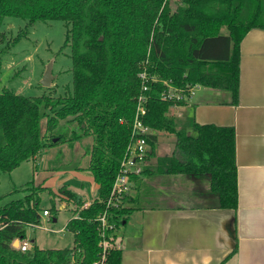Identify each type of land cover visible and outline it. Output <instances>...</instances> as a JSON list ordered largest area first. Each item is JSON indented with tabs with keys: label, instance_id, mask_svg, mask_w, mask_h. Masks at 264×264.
<instances>
[{
	"label": "trees",
	"instance_id": "trees-1",
	"mask_svg": "<svg viewBox=\"0 0 264 264\" xmlns=\"http://www.w3.org/2000/svg\"><path fill=\"white\" fill-rule=\"evenodd\" d=\"M6 18L28 22L7 41L8 48L27 36L30 25L64 22L73 78L63 96L33 98L0 91V175L11 174L25 162H33L36 172L35 163L43 154L59 148L54 160L61 164L54 169L87 171L98 189L84 207L83 197L67 185L54 192L32 180L15 188L26 195L0 204V264H121L118 231L143 204L130 194L118 207L108 203L133 142L141 95L147 99L143 121L152 130L149 159L155 157L161 133L176 138V151L147 166L140 176L133 175L136 188H142L144 176L153 174L208 177L216 206L237 208L235 129L180 120L169 112L185 102L163 96L169 91L165 82L184 93L201 85L228 92L231 103L237 104L240 44L250 30L264 29V0H0V28ZM4 42L0 31V45ZM1 65L0 59V70ZM143 71L148 76L146 91L139 77ZM84 138L93 142L83 155L88 163H62V147L73 150ZM46 192L75 207L66 224L73 247L43 249L30 241L27 251L14 248L15 240L28 238L30 225H41V195ZM51 203L52 222L57 211L54 198ZM105 212L114 228L104 251L98 218Z\"/></svg>",
	"mask_w": 264,
	"mask_h": 264
},
{
	"label": "crops",
	"instance_id": "crops-1",
	"mask_svg": "<svg viewBox=\"0 0 264 264\" xmlns=\"http://www.w3.org/2000/svg\"><path fill=\"white\" fill-rule=\"evenodd\" d=\"M169 113L180 120L192 118L200 125L235 129L238 206L219 208L212 193L204 198L212 199L211 203L194 200L203 198L189 194L191 183L209 184L208 177L144 176L142 188L133 182L130 193L139 197L143 209L132 212L118 231L121 264H264V29L250 30L240 44L237 104L231 103L228 92L200 85L189 102L172 107ZM161 136L168 149L175 146L166 156L157 155ZM175 151L176 138L159 134L149 165L161 157H172ZM53 172L61 178L71 175L61 181H79L78 188L67 186L83 197L85 207L96 198L98 187L91 173ZM49 175L45 172L34 181L51 188L47 180L53 177ZM59 187L51 189L57 192Z\"/></svg>",
	"mask_w": 264,
	"mask_h": 264
},
{
	"label": "rangeland",
	"instance_id": "rangeland-1",
	"mask_svg": "<svg viewBox=\"0 0 264 264\" xmlns=\"http://www.w3.org/2000/svg\"><path fill=\"white\" fill-rule=\"evenodd\" d=\"M28 22L18 18H6L0 28L1 32L5 33V42L0 45V59L2 62L0 70V91L7 89L12 90L16 94L26 97H40L45 94L63 96L72 88V60L70 58V48L64 47L66 27L62 21H47L37 22L30 25L27 36L22 38L17 44L8 48L7 41L12 37H16L21 30H25ZM53 64V74L55 79L51 87L42 85V79L47 66ZM160 148H158V156H166L170 154L172 149H168L165 143L164 136L160 137ZM91 138H84L82 142L76 144L75 149H70L68 146H63L64 159L62 163L69 164L71 167L85 166L89 158L84 154L86 148L92 145ZM59 148L50 149L48 154H44L42 159L38 160L34 172V163L25 162L11 174L0 175V204L4 205L12 200L24 198L26 195L23 191H14L15 188H20L22 185L35 180L38 182L46 173H50L48 179L51 188L57 189L58 186L71 184L72 187L78 188L79 181H61L69 180L66 175L63 178L53 172L55 167L60 166V160H54L57 156ZM46 168L51 171H47ZM35 173V174H34ZM34 174V175H33ZM61 178V179H60ZM62 182V183H61ZM61 184V185H59ZM188 188L189 194L196 196L194 199L198 202L211 203L212 199H204L211 193L209 184L206 182L200 185L192 182ZM200 186V187H199ZM55 199L57 211L54 216L56 222H48L46 217H43V210H49L52 207L51 199ZM42 222L40 227L28 229L27 237L40 248L43 249H59L72 248L74 245L73 234L65 228L68 221L73 216L74 206L67 205L66 202L60 201L59 197H53L49 193L41 195ZM66 206V207H64ZM44 228H52L59 231L62 228L63 232L47 231Z\"/></svg>",
	"mask_w": 264,
	"mask_h": 264
},
{
	"label": "built area",
	"instance_id": "built-area-1",
	"mask_svg": "<svg viewBox=\"0 0 264 264\" xmlns=\"http://www.w3.org/2000/svg\"><path fill=\"white\" fill-rule=\"evenodd\" d=\"M174 1L179 2L180 0H174ZM139 77L143 82L144 91H146L147 90L146 82L148 80L146 71L140 73ZM153 80L156 81V79ZM165 83L169 86V91L163 96L164 99L172 100L174 98H177L179 100H183L185 103L189 102V100L195 95L197 88L200 86V85L191 86L188 88L187 92L184 93L182 90L175 89L167 82ZM146 102L147 99L144 95L139 96L137 100L136 115L133 121V142L130 144L128 148V152L121 162V169L116 177L108 205H113L115 207L121 205L125 196L131 193L133 187V181L131 180V177L133 175L140 176L143 170L147 166H149L150 145L148 143V136L152 134V130L147 125H145L143 121V117L147 113V109L145 106ZM43 217H46L48 219V222H51V214L49 210H45L43 212ZM98 221L100 223V233L102 236V241L100 245L103 247L105 251L107 248L106 237L108 235V232L113 230L114 226L109 221V215L106 212L99 216ZM29 227L33 229L40 227V225L38 226L30 225ZM44 229L55 233L64 231V230L55 231L52 228H44ZM15 243L17 244V246H15ZM116 246L120 247L118 243L116 244ZM13 247L16 249H20L22 251H27L31 247V242L28 238L25 240L17 239L13 242ZM95 264H99V263L97 262Z\"/></svg>",
	"mask_w": 264,
	"mask_h": 264
},
{
	"label": "water",
	"instance_id": "water-1",
	"mask_svg": "<svg viewBox=\"0 0 264 264\" xmlns=\"http://www.w3.org/2000/svg\"><path fill=\"white\" fill-rule=\"evenodd\" d=\"M54 79H55V76L53 74V64L50 63L47 66L46 71L44 73V76H43V79H42V85L45 86V87H51ZM173 149H175V146L173 147ZM15 246H17L16 243H15Z\"/></svg>",
	"mask_w": 264,
	"mask_h": 264
}]
</instances>
